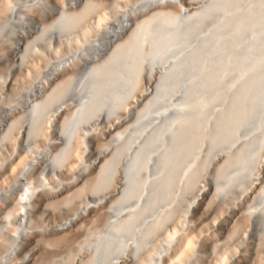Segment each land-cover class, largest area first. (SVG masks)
<instances>
[{"label": "bare ground", "instance_id": "6f19581e", "mask_svg": "<svg viewBox=\"0 0 264 264\" xmlns=\"http://www.w3.org/2000/svg\"><path fill=\"white\" fill-rule=\"evenodd\" d=\"M0 264H264V0H0Z\"/></svg>", "mask_w": 264, "mask_h": 264}, {"label": "rangeland", "instance_id": "374dc122", "mask_svg": "<svg viewBox=\"0 0 264 264\" xmlns=\"http://www.w3.org/2000/svg\"><path fill=\"white\" fill-rule=\"evenodd\" d=\"M4 98H5L7 101H6V104L3 105V106H4V108H8V107H9V104H7V103L10 102L9 99H10V98L12 99V96L4 95ZM5 99H4V100H5ZM7 106H8V107H7ZM210 213H212V212H210ZM215 214H216V213H215ZM215 214H212V215H213L214 217H217V215H215ZM214 217H213V218H214ZM223 218H224V217H220V218L218 219V221H220V220L222 221ZM213 221H214V220H213ZM221 221H220V222H221ZM210 222L212 223V220H211V219H210L209 221L207 220V222L205 221V223L203 222L201 226L207 225V224H209ZM206 223H207V224H206ZM82 237H83V235L81 234V237L78 239L79 242H80V240L82 241V240L84 239V237H83V238H82ZM236 243H237V242H236Z\"/></svg>", "mask_w": 264, "mask_h": 264}]
</instances>
